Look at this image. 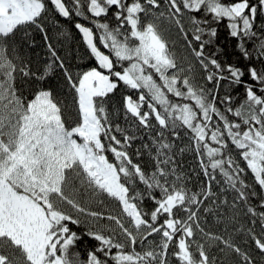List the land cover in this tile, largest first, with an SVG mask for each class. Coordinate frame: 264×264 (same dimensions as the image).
Returning a JSON list of instances; mask_svg holds the SVG:
<instances>
[{
	"label": "snow or ice",
	"instance_id": "obj_1",
	"mask_svg": "<svg viewBox=\"0 0 264 264\" xmlns=\"http://www.w3.org/2000/svg\"><path fill=\"white\" fill-rule=\"evenodd\" d=\"M47 16L54 26L56 17L75 19L95 66L71 73L50 42ZM258 17H264V0H0V264H217L213 249L256 264L230 234L205 228V214L236 222L241 206L252 227L236 231L264 257V67L250 64L245 71L205 53L217 37L213 25L227 21L241 55L251 60L245 44L255 40L264 64ZM164 21L182 35L203 84L169 47ZM29 26L42 34L52 58L45 75L58 67L75 93L71 127L53 89L26 99L16 87L17 75H36L20 56L29 34L16 35ZM121 85L138 95L124 94L110 111ZM231 85L244 88L236 108L230 94L220 95ZM120 112L128 127L115 122ZM130 129L149 138L134 153L137 136ZM181 133L189 143L177 152ZM145 150L151 170L139 162ZM186 151L196 159L193 174L203 177L198 187L188 186L176 159ZM228 191L234 193L230 204L220 198ZM257 196L259 210L251 203ZM145 201L154 207L147 210ZM222 206L230 217H219ZM85 236L96 245L82 259L76 249Z\"/></svg>",
	"mask_w": 264,
	"mask_h": 264
},
{
	"label": "trees",
	"instance_id": "obj_2",
	"mask_svg": "<svg viewBox=\"0 0 264 264\" xmlns=\"http://www.w3.org/2000/svg\"><path fill=\"white\" fill-rule=\"evenodd\" d=\"M46 27L48 28V36L50 42L53 44L54 48L57 51V54L65 61L66 66L71 71V73L76 76L84 70H87L90 67L95 66L94 59L89 55L86 47L82 43L79 33L74 28L75 19L65 20L60 17H56L58 20V25L53 24L51 16L46 18ZM108 19L111 21V16L109 14ZM84 22V21H81ZM114 24V21H112ZM184 23L186 26H189V20L186 16L184 18ZM261 23H264V17H258L256 21L257 28ZM227 21H224L220 24H214L213 26L217 28V37L214 39V42L207 46L205 53L210 54L216 52L217 59L222 64H233L237 67H240L242 70H247L250 64H254L256 67H264V64L260 62V58L255 52V45L257 41L253 40L251 42H246L245 46L250 52H252L251 60H246L240 52V49L237 47L238 40L229 35V30L226 27ZM61 31L67 32V37L59 35ZM161 31L164 37L169 43V47L177 54L178 58H185L184 66L187 67L188 64L193 65L192 75L195 77L194 82L203 84L202 79L204 73L199 68V65L192 59L190 53L186 50L184 40L182 35L178 32L175 26L169 25L167 21L161 23ZM28 33V43L25 47L21 49L20 56L21 58L29 65L31 72L35 73V76L28 78H22L17 75L16 87L23 94L26 99H31L35 92L41 88H51L53 89L54 95L57 100L61 102L62 107L64 108V118L67 126L71 127L74 125L77 119L76 107L74 104L75 93L68 86L62 70L58 67H53L51 71L45 75V69L50 63H52V58L46 46V42L43 39L42 34L34 28V26H29L23 29H20L17 32V37L23 36L24 33ZM217 49L219 51L217 52ZM44 76V79H39V77ZM245 80H249V77L245 75ZM225 85H228V81L224 82ZM207 87H212L208 84ZM230 94L233 97L231 106L233 108L238 107L245 99L244 88L238 85H231L229 87H222L220 89V95L223 96ZM124 94H131L133 97L138 95L134 90L126 89L123 85L115 92L113 96L110 97V111L120 106L122 96ZM176 99V98H173ZM223 107V105H221ZM231 119H238L229 114ZM115 122H118L123 127H128L125 123L123 113L120 112L119 115L114 116ZM130 123V121H129ZM135 133L137 139L133 142L131 151L134 153L136 149L140 148L142 144L148 143L149 138L144 130L135 132V129H130V134ZM189 143L188 138L181 133V137L175 139L176 151L179 152L180 147H184ZM111 158V154H109ZM150 154L145 150L143 152V159L139 162H142L148 165L149 170H151L150 163ZM177 161L182 167V170L189 177L188 186L194 187L199 186L201 180H203L202 175L198 179L196 175L193 174V170L197 168L196 159L192 152L186 151L183 154H178L176 156ZM243 166V165H242ZM246 180L249 184H253L254 181L250 173H245ZM143 187V186H141ZM195 190V189H194ZM259 192L258 186L255 188ZM214 191L219 192V187H214ZM234 193L228 191L221 195V199H227L229 204L233 199ZM259 199L260 197H254L251 199V203L257 207L259 210ZM105 204L112 209H116L117 205L114 201L105 200ZM210 205V202H209ZM144 207L147 210H151L154 205L150 201H145ZM239 216L237 217L236 222H229L227 219H221L218 222V216L207 215L205 214V228L216 234H222L225 238H228L229 234L231 235L233 241L238 244L242 250L250 252L253 258L256 260V264H264V257H261L257 250L255 249L254 243L245 235L243 231L237 232L236 229H240L241 226L244 228L252 227L250 223V217L244 215V209L241 206L239 209ZM219 217L227 218L232 215V212L228 206H222L218 209ZM227 228V230H225ZM73 230L83 232V229L80 227L74 226ZM254 230L259 234L260 226L257 223L254 226ZM199 238V236H198ZM96 245L94 240L89 239L88 237H83L78 244L77 251L81 253V258H86V253L90 248H93ZM137 250H140L137 246ZM212 254L217 256V264L223 260L224 264H241L240 258L232 253H226L221 255L218 250L213 249ZM172 264H175L173 260Z\"/></svg>",
	"mask_w": 264,
	"mask_h": 264
}]
</instances>
